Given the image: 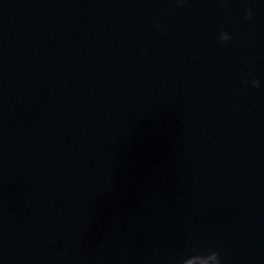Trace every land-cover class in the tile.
<instances>
[{"label":"water","instance_id":"95a60500","mask_svg":"<svg viewBox=\"0 0 264 264\" xmlns=\"http://www.w3.org/2000/svg\"><path fill=\"white\" fill-rule=\"evenodd\" d=\"M0 100L135 264H264V0H0Z\"/></svg>","mask_w":264,"mask_h":264},{"label":"clouds","instance_id":"9594fccd","mask_svg":"<svg viewBox=\"0 0 264 264\" xmlns=\"http://www.w3.org/2000/svg\"><path fill=\"white\" fill-rule=\"evenodd\" d=\"M247 15H248L249 18H251V16H252L251 11H249V12L247 13ZM222 39H224V40H228V39H230V37H229L228 34H223ZM254 83H257V84H258V81H254Z\"/></svg>","mask_w":264,"mask_h":264}]
</instances>
